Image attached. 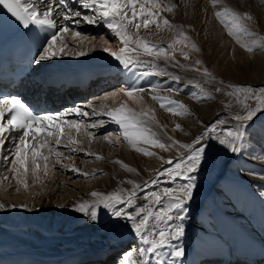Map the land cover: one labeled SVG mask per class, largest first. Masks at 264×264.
Returning <instances> with one entry per match:
<instances>
[{
  "label": "bare ground",
  "instance_id": "bare-ground-1",
  "mask_svg": "<svg viewBox=\"0 0 264 264\" xmlns=\"http://www.w3.org/2000/svg\"><path fill=\"white\" fill-rule=\"evenodd\" d=\"M238 1L239 0H218V3L214 6L213 0H195L191 2L189 0H155L158 7L152 8L150 4L145 3V0H139L140 3L145 4V10H151L156 14L153 17V19L156 20V23L150 24L148 28L141 26L139 30H137L134 26H129L127 31L130 35H132L133 38H135L134 40H136V42L144 41L150 45H155L156 49H154V51H157L159 48H161L159 47V44H161V46L163 45L162 48H164L165 51L160 53L164 57H160L159 55L141 56L140 54L137 56L130 50L128 56L132 61L138 62L130 63L128 67H124L119 63V61L115 59L113 55H111L112 52L119 53L120 48L124 47L120 38L117 40L118 43H109V41H107L105 38L106 36L94 34L91 37L89 36L90 33L88 35L81 36L82 38L80 40V45L76 44L79 41L78 38H75V40L72 38L70 39V32L64 33L63 39L68 45V48H66L65 51L69 52L68 55L57 56L49 61L44 62H39L38 55L35 69L44 70L46 74L53 73L56 70H61L62 68L67 67L72 62L77 60L85 62L91 58H95L97 59L96 63H101L103 68L110 69V72L115 74L116 85L112 86V89L114 88V91L112 90V92L110 89H106L107 86L110 85L109 82L106 83L105 79H102L104 83L101 86L103 91L98 94L100 96L97 99L91 98L88 101L89 103L83 102L87 100L83 98V103L81 104L83 107L89 106L90 109L88 111L89 115L84 117L80 123L82 124V128H80L82 134L79 139L75 136L74 129H72V135L78 142L77 144L71 146L72 148L76 149L75 152L71 151V149L68 147L58 148V151L62 152L63 156L60 158L59 163L56 162L57 158H51L55 156L50 157L48 162L49 171L47 174H45L43 170L44 162L42 160L39 161L41 164V178L44 182V189L42 188L43 190H41L36 186L33 188V190H37V192L35 191L36 195L34 194V197L39 198V200L36 202H31L28 199V196L24 195L21 196L22 198L20 199H17L19 196L17 197L16 195H14L13 199H7L6 197L3 198L1 195H4V193H1L2 190H0V204L5 206L4 210H0V233H3V236L0 238V242L2 241L0 246L5 245L15 252L16 250L26 249L29 251H37L42 255H44L43 253L45 252V254L49 256L63 255L71 252L68 251L69 247H66L67 251L57 254V252L55 253L51 250L52 247H50L48 244H45L46 242H44L43 239L47 237L60 236L62 238V242L56 247L58 250H63L61 248H64L66 244L73 243L74 240L76 241L75 243H86L87 245L84 247L85 249H105L108 251V254H110L111 251L115 250L118 246L122 247L124 242H126L130 237L133 238L129 243H132L134 247L138 249L148 247V245H145L141 238L132 230L130 222L123 218L118 219L117 217L113 216L110 209H104L102 206L99 207L97 209L99 218L96 222H93L88 216L81 212L75 211V205L82 202L91 203L94 201L96 198L91 195L93 192H99L103 196L116 193L123 197L127 192L133 190L134 184H141L143 186V191L137 190L138 196L136 199V207H140L146 204L143 199L144 195L151 192H162L164 188H169L167 184L171 185L173 180L169 179L167 176H160L159 183L157 185H152L150 182L153 178L158 176V172L160 170L167 167H172L175 163L180 162V158L182 156L175 158L172 157L180 154L182 150L176 152L175 154L174 151H178L182 147L180 145L181 140L192 139L200 133L202 126L195 123V121L199 123L201 122V119L211 120L218 115V112L225 113L220 109L222 98L218 95H215L211 103H204L203 107L202 105H198L197 108H192L190 113H185L183 124L180 126V129H176L178 131L176 136H174L175 140L174 138L169 139L166 138L167 136L162 135L163 140L171 143L170 145L176 144V147L178 148H176L174 145V148L168 147L166 149H161L143 142H137L135 145L130 144L124 139L123 130L120 128V126L108 115H106V113L109 111H114L115 109L122 106L131 109L136 113H147V116L141 117L143 126L148 129L146 134L151 139L163 142L160 140L161 137H157L158 134H151L153 131H151L150 127L154 125L158 127L162 124V128L164 130L163 120L167 119L166 116H164V112L158 110L157 108L155 110L153 105L155 102L153 101L152 97H169L174 92L179 93L177 88L181 90L184 87L197 88L196 82L198 79H200L199 73L186 70V68L180 69L182 66L181 61L185 51L188 57L185 59L184 56L186 61L192 62L195 59L193 54L189 55V44L179 41L182 39V37L185 38L187 31H184L182 26L188 21H191L193 25H196L195 27L198 26L202 30V35L204 37L209 38L212 36L211 40L208 41L209 43L206 44L207 46H211L212 43H216L214 45H216L218 47V51L221 52L218 57H222V62L226 60L229 61L231 58L240 60L238 62L239 65L241 64L240 66L232 69L227 67L229 69L224 70V72L221 73L222 75L225 77L229 76L230 78L241 77L242 75H245L247 77L246 79L250 81L249 83L253 84V86L264 82V79L262 81L257 79L258 71L254 72V67L249 62L252 57H254V60L257 59H255V54H251V52H240L234 54L233 50L237 47V45H235L233 42L237 38L236 34L232 33L234 35H231V37L229 36L230 38L233 37L229 41L230 43L223 42L221 39V34L225 33L226 28L223 30L222 27H219V25L221 26V22L225 21V19H227L229 16L223 15L218 18L216 16V12L222 11L225 4H227L230 8H233L236 6ZM69 2L72 4L75 10L81 11L82 13L90 10L82 8L77 0H69ZM172 5V10L167 11V7ZM162 6L167 9H164ZM231 10L233 11V9ZM127 11L129 16H131L132 10L128 9ZM136 12H140L139 6L136 7ZM54 18L59 23L60 27L64 26V19H62L60 16H55ZM164 19L169 21V25H165L163 23ZM157 24L159 26H157ZM73 25H77V27L80 26V28H87L84 23L78 25L75 22H72L70 25L66 24L65 26L71 27ZM91 26L94 27L93 25ZM95 27L97 26L95 25ZM231 27L235 28L232 25ZM88 28L87 30L91 29ZM91 31L92 30L89 32ZM95 33L97 34V32ZM113 33L114 32H111V34ZM170 44L172 46L171 48L168 47ZM115 45L117 46L116 48ZM132 46L134 45H131V47ZM57 47H60L59 43L57 44ZM104 47L105 49H109V51L103 50ZM133 48H136V45ZM79 51L85 52L86 55H76V53ZM105 53L106 55H104ZM139 53H142V51ZM40 54H42V52ZM178 54H180L179 58H182L181 61L179 58H177ZM163 58L166 59L165 62H163ZM173 77H178V79H173ZM205 84L206 83H199L200 86L204 87ZM209 85L214 86L215 84L210 80ZM133 88L143 89V91L134 93L133 97H128L126 95V91ZM121 89H124L125 91H121ZM181 92H183V90ZM233 92H235L233 98L229 99L231 105L229 118L235 116L236 114H240L242 110L245 109L244 98H240L241 94L237 92V90ZM202 94L204 93L202 92ZM112 96L113 98H110L112 100H109L108 97ZM192 97L196 100L197 96L192 95ZM183 98L185 100L187 99L185 95ZM242 102L244 103L242 104ZM184 106L186 107V105ZM81 109L85 111L83 108ZM146 109H148L149 112ZM150 116L155 118L157 116V118L160 120H157V118L156 121L153 119L151 120L149 119ZM196 116H199L198 119ZM77 117L78 116L75 115V117L65 120L78 121ZM87 119H91L92 121H87L85 124V120ZM231 123L233 127H235L239 122L234 120ZM186 126L189 128L185 130L183 127ZM110 128L114 129L115 131H113V133H103ZM89 132H91V136L88 135ZM116 133L118 136H115L122 138L125 144L119 146V151L115 152L113 156L111 155L106 157V155L109 154V150L111 148L110 144H112L114 139L111 138V135ZM164 133L168 134L166 131ZM258 136L257 133H255L248 138L251 139V142H254L258 141ZM166 141H164V143ZM90 142H92V149L88 148ZM62 144H67L66 137L62 138ZM186 144L195 145L194 139L193 143ZM246 147L247 146H243V149L245 148L246 150ZM253 147L257 150V152H249H253L259 157L256 159H259L261 162L262 160L264 161V151L262 148L260 146L257 147L256 145ZM136 148L143 149L144 151H136ZM146 148H151V151H147ZM9 150H12L11 154H14L13 146H9L3 153L5 154L4 164H2L3 167L0 163L1 179L4 178V176H2L4 173L6 174V177H8V179H3L2 184L3 186L6 185V187H3V189L6 188V190L10 189V187H7L10 178H15V174L11 169L12 167L9 169V163L6 159L10 156ZM43 151L45 154H47V149H44ZM145 152H151L153 155H145ZM67 153L72 154V159L70 162L66 161L67 157L64 156V154ZM240 153H233L229 150V154L223 161L222 166L219 167L218 172H216V176L210 181L204 182V188L201 187L200 189L202 194L198 192L200 191L197 190L198 187L193 191L197 192L200 196L195 203L196 206L194 207L193 212L201 203L202 198H204L202 201L203 204L209 205L210 202H207L208 197H204V195L211 188V184L216 180V177L223 174V171L226 172L229 177L231 175L232 177H237L238 180L246 178L249 180L256 179L258 181H264V175L259 176V178H255V175L246 171H244V174L242 173V170L240 171V169L236 167V164L239 162V160H236V158H241L242 160ZM168 160H172L173 164L168 165ZM226 164L227 168L225 169ZM245 165L247 164L245 163ZM73 167L78 169L79 172L69 170ZM129 169H132L133 171H130ZM152 171H155V173ZM100 172L103 173V177L100 178L99 184H97L98 181L96 182L97 185L94 186H89L87 185V182L85 183L86 177L92 176L95 173L100 175ZM49 174H51V177L47 178ZM84 174H87V176ZM39 175L40 174L38 173L33 175L32 171H29L27 174L28 179H26L27 184L29 182L34 185L35 182H39V178H37ZM129 181H132L133 183H129ZM215 186L211 191L213 196L211 197L212 200L210 204H214L216 210H214L213 207V210L206 215L207 217L205 214H203L204 216L201 220L200 218L194 216L196 214L195 212H192V214L190 212L189 215V210H187L185 213H183V215H185V219L183 220L185 228L184 236L179 240L171 241L168 245H165L163 248L159 249L157 253H149L145 258L149 260L150 264H155L157 260H160L161 264H194V262L196 264H229V262L232 260L231 258L233 254L239 256L243 255V243L247 241L254 247L256 255L264 258V187L260 188L254 186L252 190L253 193L246 194L243 200V198L240 197L241 193L237 192L236 190L234 194L227 190L219 192ZM249 187L250 186L248 185L246 188L249 189ZM45 188H47V190H45ZM77 188L78 190H76ZM246 188L242 192H245ZM63 193H67V195L69 194L70 199H66L64 201L62 200L57 204L55 202L53 203L52 200H54V198L56 199L57 196H62ZM214 194L216 195L214 196ZM249 195H251V200L255 202L254 204H250L251 202H248ZM253 197L255 198L252 199ZM260 197H262V199ZM13 205H16V207H12ZM21 205H26L27 209H31V211L26 210L24 207H21ZM166 205L167 202H164L160 205L152 204L151 207L153 211L158 212L161 207H166ZM118 207H126V205H119ZM63 209L65 210L64 212L62 211ZM11 211L14 212L12 213ZM128 211L132 212L134 210L128 209ZM226 212H228L229 215ZM56 214L57 217H54ZM233 216L240 217V220L243 221L245 220L246 216L249 219L243 223L244 227L238 224L237 227H234L232 225L234 218H231ZM15 217L21 218V223L18 224L16 222L18 220H16ZM154 219L155 217H153L149 222V232H156L160 228L165 227L164 223L160 221H157L155 225L153 221ZM174 223H180V221H175ZM21 225L27 226L28 229H21L19 227ZM238 228L242 230L238 231ZM232 229L242 233L244 236L246 235L245 239L234 240L233 234H231ZM248 229L251 230V233L248 231ZM227 231L230 233V235ZM33 232L37 235L36 238H34L32 235ZM17 245H19V247H16ZM99 245L102 247H99ZM180 247L184 249L185 255L179 258L174 257L172 255L173 251ZM81 250L84 249L81 248L77 251L81 252ZM41 251H43V253ZM46 251L50 253H47ZM127 252L128 251H125L122 248L119 249L115 254L116 256L118 253L116 262H119V264H127V261L123 259ZM1 253L8 252L4 251ZM137 258H139V256L132 257L134 261H136Z\"/></svg>",
  "mask_w": 264,
  "mask_h": 264
},
{
  "label": "snow or ice",
  "instance_id": "snow-or-ice-1",
  "mask_svg": "<svg viewBox=\"0 0 264 264\" xmlns=\"http://www.w3.org/2000/svg\"><path fill=\"white\" fill-rule=\"evenodd\" d=\"M77 2L82 8L93 10L94 15H82L81 11L75 10L69 0H0V8L5 10L7 14H10L24 29H29L32 25L56 28L57 21L54 18L55 16H60L65 21L73 20L77 24L81 21L92 24L96 23L98 19H103L124 45V47L120 48L119 53H111L124 67H128L130 63L138 62L132 61L128 56L130 48L132 52L137 53L142 49V53L148 56L159 55V53L165 51L162 47L158 51H154L156 46L144 41H140L136 48L131 47L135 41L127 31L129 26H134L139 30L141 26L148 28L150 24L156 23V20L153 19L156 14L151 10H145V4L140 3L139 0H77ZM138 3L140 7L139 13L135 10ZM145 3L150 4L152 8L158 7L155 0H145ZM217 3L218 0H213L214 6ZM128 9L132 10L131 16L128 14ZM171 10V8L167 9V11ZM223 15H230L232 25L242 32L246 30L243 28L241 20L252 19L247 14L241 17L234 12L229 13L227 9L216 12L218 18ZM163 23L169 25L167 19H164ZM157 26L159 25L157 24ZM68 32L69 28L67 26H61L60 29L52 33L51 38L46 41L47 46L42 49V54H39V62L49 61L57 56L69 54L68 51H65L68 45L63 39V34ZM76 35L79 36L80 33H76ZM58 43L60 47H57ZM257 46L264 48V45ZM168 47L171 48L172 46L169 45ZM253 47L252 45H248L246 49L251 51ZM104 50L109 51V49ZM76 55L83 56L86 53L79 51ZM183 55L185 59L188 58L186 53ZM196 63L199 64L200 62L197 61ZM204 71L207 74V69ZM173 79H178V77H173ZM243 90L246 92L247 97L254 98L258 102L251 106L245 105V111L242 115L238 114L232 117V119L240 123H237L234 128H222L219 133H217L216 127L209 125L203 132L193 138L195 147L192 144L182 145L188 154L182 156L180 162L175 163L172 167L160 170L158 176L150 182L152 185H157L160 176H167L173 181L177 177H182L187 183L179 189L166 187L162 192L146 194L143 197L146 204L140 207H136V199L138 196L137 190L143 191L141 184H134L133 190L127 192L123 197L116 193L103 196L99 192H93L91 195L96 198L94 201L91 203L82 202L75 205V211L88 216L93 222L98 220L99 213L97 209L101 206L104 209H110L112 215L118 219L123 218L130 222L132 230L148 247L138 249V261H134L132 259L133 252L128 251L123 257L127 261V264H150L149 260L145 258L149 253H157L159 249L168 245L171 241L179 240L184 236L185 228L183 220L185 219V215L183 213L186 212V204L192 200L193 191L197 187L195 183L196 177L193 174L203 170V166L208 159V150L211 147L210 144L204 143L206 133H209V140L212 139L211 134H216L218 143L225 145L231 152H241L246 140L245 133L247 129L256 123L260 116H264V88H260L258 93L253 92L250 87ZM121 91L125 90L121 89ZM142 91L143 89L133 88L127 90L126 95L133 97L134 93ZM216 91L220 92L221 89L217 87ZM152 98L161 101L166 99L158 96H153ZM174 104H177V102L168 100L167 104L161 102L160 107L166 108L169 112H174L175 110L172 107ZM178 106L180 111L177 114L184 115L188 112V109L182 103H179ZM68 114H75L81 120L89 115L88 112L83 111L81 108L73 107L59 114V116H41L34 114V111L30 110L29 106H26L19 98H0V155L3 154V149L7 142L6 136L8 140H11L14 148V154H11L12 150H9L10 156L6 159L12 166V171L18 183L27 187L26 179L23 177L27 176L29 165L31 164L33 175H36L41 170V164L39 163L41 160L44 162L43 170L47 174L50 157L55 156L57 158L56 162L59 163L60 158L63 156V153L58 151V148L68 147L71 151H76L75 148L71 147L77 143L72 135V129H75L79 133L81 125L77 120L62 119V117ZM106 115L120 126L123 130L124 139L130 144L135 145L137 142H143L161 149L170 147V145L151 139L146 134L148 129L143 126L141 117L147 116V113H136L122 106L114 111L107 112ZM6 117L7 119H5ZM219 123L227 125L228 122L222 120ZM176 128L180 129V125H176ZM88 135L91 136V132ZM221 136L224 138H220ZM29 137L31 140H29ZM65 137L67 144H62V138ZM44 149H47V154L43 151ZM136 151L143 152L144 150L136 148ZM145 155H153V153L145 152ZM167 164L172 165V160H168ZM21 170L23 171L21 172ZM69 170L79 172L74 167ZM129 170L133 171L132 169ZM84 175L87 176V174ZM4 179H8V177L5 176ZM129 183L133 182L129 181ZM164 198H167L166 207H161L158 212L153 211L151 205L163 204ZM119 205H126V207H118ZM12 207H16V205ZM21 207L31 211V209H27L26 205H21ZM4 209L5 206L0 204V210ZM128 209H133L134 211L129 212ZM153 217L157 221L163 222L165 227L160 228L156 232H149L148 225ZM175 221H180V223H174ZM172 255L177 258L183 257L185 255L184 249L182 247L177 248L173 251ZM155 264H161V261L157 260Z\"/></svg>",
  "mask_w": 264,
  "mask_h": 264
},
{
  "label": "rangeland",
  "instance_id": "rangeland-1",
  "mask_svg": "<svg viewBox=\"0 0 264 264\" xmlns=\"http://www.w3.org/2000/svg\"><path fill=\"white\" fill-rule=\"evenodd\" d=\"M189 1L191 2V1H195V0H189ZM162 4H160V5H162ZM167 5H169V4H167ZM138 6H139V3L137 4V7ZM167 8H171L172 9L173 5L172 6H168ZM167 8H164V9H167ZM224 9H227L229 11V13H233L234 12V13L238 14L241 17H244L245 14L250 15L252 17L251 20H248V19H242L241 20L243 28L246 30V31H243V32L239 31L236 28L231 27L232 22H231V16L230 15H227L229 17L227 19H225V21H222L221 22V26L219 25V27L220 28L222 27L223 30L225 28L227 29V31L225 29V33H224L225 35L221 34V39H222L223 42L230 43L229 41L233 38V37L230 38L231 35L236 34L237 38L233 41L234 44L237 45V47L233 50L234 54L235 53H240V52H251V54H255L256 55L255 59L256 58L257 59L254 60L253 59L254 57H252V59H250L249 62L254 67L253 71L254 72L258 71L257 79L262 81L264 79V48L258 47L257 45H264V0H239L237 2L236 6H234L233 8H230L227 4H225ZM231 9H233V11ZM85 13H86V15H88V13H90L91 15H94L93 10H89L87 12L85 11V12L82 13V15H85ZM228 22H229V24H228ZM83 23L85 24V26L87 28L88 27L91 28L90 30H92V31L89 32L90 30H87V28H82V27L80 28V26H79V27H77L76 31H73L75 33H69L70 39L71 38L74 39V40H75V38L79 39V41L76 44L80 45V40L82 38L81 36L82 35H88L89 33H90L89 36H91V37L94 34L95 35H99V36L104 35V36H106L105 38H106L107 41H109V43L110 42L118 43L117 40L119 39V37H116V35L114 33L111 34V32H113V31H110L111 29L107 26V23H106V28H105L106 32L101 30L102 33L100 32V33H97V34L95 32H93V31H95L97 29V27L101 26V23L96 22V23L89 24V23L81 21L78 25H81ZM222 23H225V24H222ZM91 25H93L94 27H92ZM95 25L97 27H95ZM222 25L225 26V27H223ZM195 26L196 25H193L191 21H188V22L184 23L182 28L184 29V31L186 30L187 32L185 34V38L182 37V39L179 40L180 42L189 44V46H190L189 55L193 54V57H195L194 61H192V62L186 61L184 59V55H183V59L179 58L180 54H178L177 58H179L180 61L182 59V61H181L182 66L180 67V69L186 68V70H191L193 72L199 73L200 79H198V81L196 82L197 83L196 84L197 88L196 87H194V88L184 87V88H182L183 92H181L182 91L181 89L177 88V91L179 93L174 92L169 97L161 96L163 98H166L163 101L153 99V101L155 102V104H153L155 110L157 108L158 110L164 112V116H166V118H167V119H165L163 121H164V130L168 134L164 133L165 131L162 128V124H161V126L158 124L159 125L158 127L156 125L150 127L151 131H153L151 134L152 135L153 134H155V135L158 134L157 137H161V139L160 138L159 139L163 141L162 143H164V141H166V140L162 139V137H163L162 135L167 136L166 138H169V139L174 138V136H176V133L178 131V130H176L177 129L176 125H180L181 126L183 124V119L185 118L184 117L185 114L183 116L177 114L180 111L179 106H178L179 103H182L183 105H186V108L188 109V112L190 113L192 108H197L198 105H202V107H203L204 103H211V101H213V98H214L215 95L220 96L222 98L221 99L222 103H221V108L220 109L222 111H224L225 113L218 112L217 113L218 115L215 116L216 118L214 117V119H211V120H202L201 119V122H199V123L197 121H195V123H197L198 125L202 126V128L200 130V133L203 132L209 125H211L213 127H216L217 128V133H219L222 128H225V127L234 128L232 123H231V122L234 121V119H232V117H234V116L229 118V115H230L229 112H230V108H231L229 99L233 98V96L235 94V92H233V91L237 90V92H239L241 94L240 98H242V97L244 98L245 105L249 104L248 106H251V105L256 104L258 101L256 99H254V98H251V97L247 98L246 92L243 89H247V88L250 87L253 90V92L256 91V93H258L260 88H264V82L258 83L255 86H253V84L249 83L250 81H248L246 79L247 77L245 75H242L241 77H233V78H230L229 76L225 77L224 75H222L221 73L224 72V70H227L229 68L232 69V68H235L237 66H240L241 64L239 65V63H238L240 60H238L236 58H231L229 61L226 60V61L222 62V60H221L222 57H218V55L221 54V52H219L218 51V47L216 45H214L216 43H212L211 46H207V44H206V43H209L208 41L211 40L212 36L209 37V38L204 37L202 35V30L198 26L197 27H195ZM80 29H81V31H80ZM73 30H75L74 27H73ZM76 33H80V35L77 36ZM232 33H234V34H232ZM187 36H189V37H187ZM134 39L135 38H133V40ZM134 41H135V43L132 44V45H134V46H132V48L135 47V45L137 47L138 43H139V42H136V40H134ZM159 45H160L159 47H163V45L162 46H161V44H159ZM193 45H195V47H193ZM248 45L254 46L253 50H251V51L247 50L246 46H248ZM116 47L117 46L115 45V48ZM104 49H105V47L103 48V50ZM130 50H131V48L129 49V51ZM133 53L135 55H137V56L139 54L141 56L145 55V54H142V53H136V52H133ZM185 53H186V51H185ZM104 55H106V53ZM159 56L160 57H164L160 53H159ZM253 60H254V63H253ZM165 61H166V59L163 58V62H165ZM197 61H199L200 63L197 64L196 63ZM179 65H180V63H179ZM227 67H229V68H227ZM205 69H207V74H205V71H204ZM259 74H261L262 77ZM210 80L214 82V84H215L214 86H210L209 85V81ZM199 83L200 84L201 83H206L205 87L204 86H200ZM109 87H110V85L107 86L106 89L109 90ZM217 87H219L221 89L220 92L216 91ZM184 89H186V90H184ZM112 90L114 91V88L112 89V86H111L110 91H112ZM102 91L103 90L99 91L98 94L101 93ZM196 91H197V93H196ZM201 91L204 94H202ZM231 91H232V93H231ZM106 92H107V90H106ZM98 94L96 96L92 97V98L97 99L100 96ZM184 95L187 97L186 100L183 98ZM192 95H196L197 96L196 100L192 97ZM108 98H109V100H112L110 98H113V96L112 97H108ZM90 99L91 98H89V100ZM168 100H174V101L177 102V104L172 105L173 109L175 110L174 112H169L166 108H161L160 107L161 103H159V102H163V103L167 104ZM88 101H86V102L89 103ZM247 102H248V104H247ZM253 102H255V103H253ZM109 103H112V102H109ZM243 103L244 102H242V104ZM83 109L86 112H88L90 108H89V106H84ZM146 110L148 111V109H146ZM244 111H245V109H243L240 114L242 115L244 113ZM149 115H151V114H149ZM198 117L199 116H196L197 119H198ZM156 118H157V116H156ZM156 118L153 117V116L149 117V119H151V120L153 119L154 121H156ZM157 120H160V119L157 118ZM222 120L223 121H227V122L229 121V122H228L227 125H223V124L219 123ZM87 121L91 122L92 120L91 119H87V120H85V123H87ZM243 123H247V122H243ZM80 128H82V126ZM183 128L186 130L189 127L186 126V127H183ZM113 131H115V130L110 128V129L106 130L103 133H113ZM79 133H80L79 136H76L78 139H79V137H81V134H82L81 131ZM246 133H248L250 135L245 134L246 135V140H245L244 146H247L249 149L246 147V150H245V148L241 150L240 157H242V160H241V158H236V160H239V162L236 164V167H238V169H240V171L242 170L243 171L242 173H244V171H246L248 173H251V174L255 175V178H259V176L264 175V171L260 170V167H261L260 165L264 164V161L262 160V162H261L259 159H256V158H259V157L253 153V152H257V150L253 146L254 145H256L257 147L260 146L262 148V150L264 151V116H260V118L256 121V123L252 124V126L250 128H248ZM255 133H257V136L259 135L260 137L261 136L262 137L260 138L258 136V141H254V142L252 141L251 142L250 141L251 139H249L248 137H250L252 134H255ZM115 135H117V133L111 135V138L112 139L114 138V139H113L112 144H110L111 148L109 150V154L106 155V157H109L111 155L113 156L115 152L119 151V146H122V145L125 144V142H124V140H122V138H118ZM208 135H209V133H206L205 134V138H204V143H208V144L211 145V147L209 148L210 151L208 150L207 162L203 166V170L202 171H198V172L193 174L196 177L195 183H196V185L198 187L197 190H200L201 187L204 188L203 187L204 182L205 181L208 182L213 177L216 176V172H218L219 167L222 166L223 161L226 159V157L229 154L228 148L225 145H221V144L218 143V141L216 139V134H211L212 135V139L211 140L208 139ZM220 138H224V137L221 136ZM174 140H175V138H174ZM186 143H193V138L180 141V145L181 146L183 144H186ZM91 144H92V142H90L89 145H88V148H90V149L93 148L91 146ZM164 144L170 145L171 143L166 141ZM174 145L176 147V144H174ZM174 145H170V147L174 148ZM193 146L195 147V145H193ZM176 148H178V147H176ZM146 149H147V151H151V148H146ZM181 150H182V152L180 154H177L176 156H174L172 158L186 156L188 154L187 150L185 148H183V147H181L178 151H174V154L176 152L181 151ZM249 151H253V152H249ZM64 156L67 157L66 161L70 162V160L72 159V154L71 153L64 154ZM51 158L53 159V158H56V157H51ZM231 162H233V161H231ZM245 163L247 165H245ZM227 164H228V162H227ZM227 164L225 165V169L227 168ZM11 167L12 166H9V169ZM29 171H31V164L29 165ZM21 172H22V170H21ZM152 172L155 173V171H152ZM222 173L223 174L221 176L216 177V180L213 181V183L211 184V188L205 193L204 197H206V196L208 197L207 198V202L211 203V200H212L211 197L213 196L211 194V191H212V189L214 188L215 185H216L215 187H217L219 192L227 190V191H229L232 194H234V192H235L234 190L244 191V189L246 187H248V185H249L250 186L249 189L246 188L245 192H243L246 195V194L253 193L252 192L253 187L255 186V184L257 185V182H259L256 179H250L249 180V179H246V178H245L246 180L245 179H242V180L239 179L238 180L237 177H232L231 175L229 177V175H227L226 172H224V171ZM38 174H40L38 176L39 182H35L34 185H32L31 183L28 182L27 187H21V186H24V185H21V183H18L17 179L10 178L9 183L7 185V187H10V189H7V190H6V188L3 189V187H6V185L5 186L2 185L4 178L1 179V177H0V190H2L1 193H4V195H6V196L1 195V197H3V198L6 197L7 199H13L14 195H16L17 197L18 196L19 197L18 198L15 197V198L20 199V198H22L21 196L24 195V196H28V199L31 202H36L37 200H39V198L34 197V194L36 195L35 191L37 192V190H35V189L33 190V188L36 186L37 188H39L41 190L44 189V182H43V180L41 178L42 177L41 170L38 172ZM102 175H103V173L100 172V175L95 173L92 176L86 177L85 183L87 182V185H89V186L90 185H93V186L97 185V184H99L100 178L103 177ZM2 176L5 177L6 174L4 173ZM11 176H12V174H11ZM50 177H51V174H49L47 176V178H50ZM23 178L24 179H28V176L27 177H23ZM12 179H13V181H12ZM176 180H178V181H176ZM243 180H245V181H243ZM254 180H256V181H254ZM97 181H98V183L96 184ZM185 183H187V181L185 179H183L182 177H180V178L177 177L174 181H172L171 185L167 184V186L169 188H172V189H179ZM258 186H260V183H258ZM165 187H166V185H165ZM45 190H47V188H45ZM76 190H78V188ZM30 191H31V194H30ZM198 192L200 194H202L201 190L198 191ZM215 195L216 194H214V196ZM199 197L200 196L198 195L197 192H193L192 200L189 201L186 204V211L189 210V215H190V212L192 214L193 209L196 206L195 203L199 199ZM254 198L255 197H253L252 199H254ZM260 198L262 199V197H260ZM66 199H70V195L69 194L67 195V193H63L62 196H59V197L57 196L56 199L54 198V200H52V201H53V203L55 202L57 204V203H60L62 200L64 201ZM203 199L204 198H202V201H203ZM248 200H249L248 202H251L250 204H254L255 203V202H253V200H251V195H249ZM202 201H201V203L198 205V207L194 211L196 213L194 216L200 218V220L204 216L203 214H205V216H206L209 212H211L213 210V207L215 206L214 204H210V203H209V205L208 204H203ZM164 202H167V198H164ZM14 211H11V212L13 213ZM62 211L64 212L65 210L63 209ZM226 213L228 214V212H226ZM54 217H57V214ZM15 218H16V220H18V221H16L18 224L21 223V218H19V217H15ZM236 218L240 220V217H236ZM236 218L234 220L238 221L237 224L241 225L242 227H244L243 223H245L249 219V218H247V216H246L244 221L243 220L239 221ZM153 221H154V224L156 225V222H157L156 218ZM13 227H15V226H13ZM248 231L251 233L250 229H248ZM228 234L230 235L229 232H228ZM32 235L34 236V238L37 237V235L34 232L32 233ZM132 238L133 237H130L126 242H124V244H128V242H130ZM43 239H44V242H46L45 244H48L50 247H52L51 250L53 252H55V253L57 252V254H59L60 252L62 253L63 251L64 252L67 251L66 247H69L68 251H72L73 249H77V250H79L81 248L85 249L84 247L87 245L86 243H75L76 241L73 240L74 244L73 243L66 244L64 248H61L63 250H58V248H56V247L59 245V243L62 242V238L60 236L59 237H47V238H43ZM41 242H43V241H41ZM0 243H2V241ZM129 245H130V243H129ZM263 246H264V242H263ZM73 247H76V248H73ZM99 247H102V246L99 245ZM0 248H1L0 249V253L4 252V251L5 252H15V251L11 250V248L6 247L5 245H3V246L1 245ZM3 248H5V249H3ZM123 248L127 249V250H132L133 256H136V257L138 256V248L134 247L133 244H131V246H127L126 245ZM108 249H111V248H108ZM9 250H11V251H9ZM41 252L43 253V251H41ZM47 253H50V252H47ZM43 254H45V252ZM136 261H138V260H136Z\"/></svg>",
  "mask_w": 264,
  "mask_h": 264
}]
</instances>
